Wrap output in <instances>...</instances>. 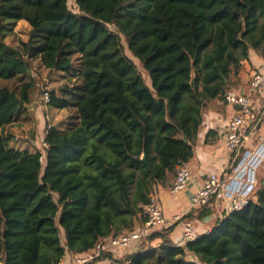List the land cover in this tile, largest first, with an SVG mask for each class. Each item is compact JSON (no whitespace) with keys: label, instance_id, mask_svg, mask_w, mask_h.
Here are the masks:
<instances>
[{"label":"trees","instance_id":"obj_1","mask_svg":"<svg viewBox=\"0 0 264 264\" xmlns=\"http://www.w3.org/2000/svg\"><path fill=\"white\" fill-rule=\"evenodd\" d=\"M70 1L0 0L1 264H57L135 229L150 193L193 157L203 103L224 92L252 49L264 54V0H74L78 11ZM22 19L29 38L13 46L5 38ZM32 60L62 73L49 104L70 111L65 129L47 124L44 161L41 146H12L9 130L31 119ZM214 211L203 205L186 217ZM175 225L122 261L264 264V185L196 240L176 242ZM84 228L87 245L76 236Z\"/></svg>","mask_w":264,"mask_h":264},{"label":"built area","instance_id":"obj_2","mask_svg":"<svg viewBox=\"0 0 264 264\" xmlns=\"http://www.w3.org/2000/svg\"><path fill=\"white\" fill-rule=\"evenodd\" d=\"M262 92L264 71L256 70L244 88L238 90L227 87L221 94L223 101L235 108L225 131L226 144L232 152V163L225 172H212L208 175L203 185L193 194L192 207L223 204V211L234 212L244 209L256 198L261 173L264 172V132L257 133L262 115L256 107L255 97ZM44 97L49 103L50 92L46 91ZM254 134H257V141L251 144ZM43 143L46 148L45 140ZM45 155L46 152L42 160ZM193 181L190 163L184 161L179 165L169 190L178 193ZM157 190L150 193L149 201L143 205L145 220L139 227L100 239L86 251L72 253L67 251L57 264H94L101 259H108L109 264H126L122 261L126 253L137 250L149 236L168 227ZM173 222L181 223L180 242L196 240L202 234L195 221L186 217L184 212L176 214ZM106 253L112 255L104 258Z\"/></svg>","mask_w":264,"mask_h":264},{"label":"crops","instance_id":"obj_3","mask_svg":"<svg viewBox=\"0 0 264 264\" xmlns=\"http://www.w3.org/2000/svg\"><path fill=\"white\" fill-rule=\"evenodd\" d=\"M256 70L264 71V54L252 49L249 58L244 59L239 68H233L229 77L226 78L227 87H233L238 90L244 88ZM255 104L262 115L257 127V133H262L264 132V92L255 97ZM37 107L39 106L35 107V112ZM234 112L235 108L225 103L221 95L206 100L203 103V121L198 135L194 140V155L189 160L194 181L186 189L178 193H172L169 190V186L173 183L176 176V174L172 173L167 183L159 184L157 188L168 221V227L175 223L173 221L176 214L184 212L186 215L190 213L197 215L198 208L192 207L193 194L203 185L210 173H223L231 165L232 152L226 144L225 131ZM44 138L45 131L42 136L43 142ZM256 141L257 134H254L250 143L252 144ZM214 210L211 215L203 219L192 218L201 233L208 231L217 216L221 215L223 212V204H216ZM143 222L138 221L135 228L139 227ZM181 234L182 226L181 223H178L174 226L171 236L176 242H180ZM94 264H109V261L108 259H101Z\"/></svg>","mask_w":264,"mask_h":264},{"label":"rangeland","instance_id":"obj_4","mask_svg":"<svg viewBox=\"0 0 264 264\" xmlns=\"http://www.w3.org/2000/svg\"><path fill=\"white\" fill-rule=\"evenodd\" d=\"M70 6L74 10L78 11L77 5L74 0L70 1ZM111 27L113 29H116L114 25ZM30 30L31 25L28 21L24 19L19 20L15 25V32L7 36L5 38V41L13 46H17L19 45L21 40H28ZM123 39L126 44L127 53L136 60L146 79L151 82L148 73L143 68L139 59L136 58L128 49L125 37ZM31 64L32 77L36 80V84L33 89V103L31 104L32 107H30L31 119L23 121L19 120L13 125H11L9 128L13 136L11 145L22 150H33L35 146H41L42 148H44L45 145L42 141V136L46 129V126L54 124L60 129H65L68 126L70 116L69 110L51 106L49 103L46 102L44 97L46 91H49L54 88H59L63 84L64 79L62 73L60 71L49 73L48 69H46L39 60H32ZM6 82L19 83L20 80H18L17 78L15 79V81L10 80ZM36 106L39 107H37L35 112L34 109ZM42 153L45 154V151L43 150ZM262 185H264V172L261 173L260 178V187ZM76 236H79L77 238L80 239V241L84 244L86 243V245L88 243H92V233L91 231H89V229L84 228L78 230L76 232ZM62 237L63 241H65V233H62Z\"/></svg>","mask_w":264,"mask_h":264},{"label":"water","instance_id":"obj_5","mask_svg":"<svg viewBox=\"0 0 264 264\" xmlns=\"http://www.w3.org/2000/svg\"><path fill=\"white\" fill-rule=\"evenodd\" d=\"M193 84H194V81H193Z\"/></svg>","mask_w":264,"mask_h":264}]
</instances>
